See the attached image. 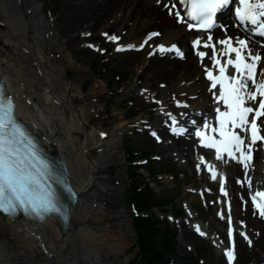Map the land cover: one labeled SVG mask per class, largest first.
<instances>
[{"label": "bare ground", "instance_id": "obj_1", "mask_svg": "<svg viewBox=\"0 0 264 264\" xmlns=\"http://www.w3.org/2000/svg\"><path fill=\"white\" fill-rule=\"evenodd\" d=\"M33 3L0 0V81L14 102L17 118L61 164L59 171L73 186L76 197L69 204L63 226L51 217L28 220L0 215V264L125 263L119 257L133 233L124 219L125 212L113 210L117 188L107 184L106 171L122 162L117 138L127 130L128 123L119 120L106 128L107 120L102 116L109 100L101 96L106 85L100 79L88 81V60L103 43L110 41L116 47L142 46L140 53L145 58L131 59L134 71L121 94L124 99L148 101L147 106L155 103L150 131H169L168 139H163V132L159 133L163 146H170V154L178 162L184 161L198 171L204 183L200 192L207 186L211 188L216 210L213 219L225 224L227 230L231 216L232 238L239 250L238 254L233 253L234 264H245L238 262V245L248 250L255 264H264V219L249 203L254 192L264 191V141L257 140L252 145L251 160L247 169H242L226 153L217 160L215 150L202 147L196 132H192L195 125L214 135L211 127L216 126V108L224 110L222 103L217 104L214 99L219 88L210 91V81L206 79V69L218 75L211 59L213 49L203 47L208 36L218 52L223 50L220 40L230 37L235 46L236 39H244L248 49L262 58L258 72L264 69V37H250L230 17L223 20L224 30L199 33L189 28L178 0H67V6H74L73 15L82 20L83 27L61 40L54 30L59 16L51 21L39 19L38 7ZM179 27L185 29L178 30ZM154 32L158 35L146 47V37ZM196 39L201 46L194 49ZM87 43L92 45L90 50ZM172 45L180 49L183 58L174 52L158 51L160 46ZM197 52H204L205 57L201 59ZM219 59L223 63L226 57ZM69 71L75 74L70 81L65 79ZM233 71L229 68L228 74ZM170 117L175 118V125ZM205 123L208 129H204ZM178 126L189 127V132L171 134L170 130ZM259 128V134L264 136V120ZM212 169L216 172L215 180ZM241 176L246 179L238 182L237 177ZM194 215L187 211L188 218ZM191 227H199L204 236L210 235L201 222L196 221ZM213 247L225 253L230 246L223 248L214 240Z\"/></svg>", "mask_w": 264, "mask_h": 264}, {"label": "snow or ice", "instance_id": "obj_2", "mask_svg": "<svg viewBox=\"0 0 264 264\" xmlns=\"http://www.w3.org/2000/svg\"><path fill=\"white\" fill-rule=\"evenodd\" d=\"M182 2L190 5L188 18L196 22L199 30L206 31L214 27L213 17L220 9L228 6L230 0H182ZM238 3L236 19L241 24L253 26L255 31L264 36V0H238ZM192 27L193 25L189 24V28ZM156 35L158 33H152L148 38ZM211 41L212 37L208 36V43H204L203 47L213 49L211 59L218 75H214L211 69H206V79L210 81V91L219 88V93L214 99L217 104L222 103L224 110L216 108V126L211 127V133L214 135H208L203 130H197L195 135L202 147L215 150L217 160H221L222 153H226L228 158L236 160L247 169L251 160L252 145L257 140L264 141V136L259 134L260 128L257 123L259 119L264 118V69L257 71L262 58L248 49L244 39H236L235 46L231 39L220 40L218 43L223 46L220 52L214 48ZM199 46L201 41L194 40L193 48ZM158 51L174 52L177 57L183 58V53L175 45L168 48L160 46ZM196 54L201 59L205 57L204 52ZM219 56L226 57L223 63ZM229 68L234 70L231 74H228ZM249 103L254 106H248ZM170 119L175 125V118ZM208 128L209 125L205 123L204 129ZM183 131L180 129L181 133ZM211 176L212 179H216L214 169L211 170ZM49 180H56L49 164L41 157L37 144L17 122L11 99L5 98L0 92V212L14 216L20 210L25 215H33L40 220L51 214H61L58 196ZM56 182L60 183L58 180ZM66 191L74 198L70 188ZM221 192L224 193L222 180ZM250 198L253 208L261 218H264V191H256ZM228 223V236L231 241L230 215ZM196 230L200 232L199 227ZM200 234L204 235L203 232ZM240 235L248 240L243 232ZM225 256L228 264H232L233 251L226 250Z\"/></svg>", "mask_w": 264, "mask_h": 264}, {"label": "rangeland", "instance_id": "obj_3", "mask_svg": "<svg viewBox=\"0 0 264 264\" xmlns=\"http://www.w3.org/2000/svg\"><path fill=\"white\" fill-rule=\"evenodd\" d=\"M33 2V6L38 7L39 19L51 21L59 16L54 30L61 40L82 29V20L73 15L75 8L71 5L67 6V0H33ZM184 29L185 27L178 28V30ZM187 41L190 42V38ZM88 45L91 46V44L87 43V49ZM148 45L146 44V47ZM140 52H117L115 43L110 41V43H103L87 62L91 66L88 81L100 79L106 85L105 93L101 94L107 101L109 100L106 102V113L102 116L107 120L106 128H111L119 120L128 123L127 130L117 138L122 162L106 171L107 184L117 188L113 210L125 212L124 219L128 222L133 233L129 236L130 239H127V247L120 255L119 260H125L124 264H132L134 258H137L138 247L132 228V209L127 197L130 173L136 169L139 179L143 183H147L155 197L164 205L152 211L160 222L168 224L169 228L173 229L171 231L176 233L174 239L177 251L176 264H179L180 258L190 259L191 256L194 257L196 263L190 259L189 264H228L225 253H219L213 247L214 240L222 244L223 248L232 245L226 225L213 219L216 210L212 204L214 198L211 196V188L207 186L200 192L202 189L200 187L204 183L201 181L198 171L189 167L184 161L178 162L174 154L173 156L170 154V146H163L164 143H162L159 133L163 132L165 134L163 139H168L167 130L161 128L159 131H153V133L156 132L153 135L150 134L152 131L149 126L154 119L155 103L152 106H147L146 102L148 101L139 98L124 99L121 94V90L125 88L134 71L130 66L131 59L145 58V54ZM73 75L75 76L74 72L69 71L66 73L65 79L70 81ZM173 111L175 112V110ZM183 115L186 113L184 112ZM263 120L264 118H261L259 125H262ZM128 151L134 153L136 159L134 165L137 168L132 169L127 165L125 153ZM237 178V181L244 179L243 176ZM181 208L183 212L180 214ZM188 210L194 212L195 215L192 218L187 217ZM178 213L181 217H176ZM196 221L206 225L210 232L209 236H200L199 233L202 231L198 232L191 227L192 223ZM238 247L241 249L238 262L253 264L252 257L248 256V250L242 249L240 245ZM233 249L237 251V254L239 253L235 244ZM199 257L204 259L201 261L199 259L200 262H198Z\"/></svg>", "mask_w": 264, "mask_h": 264}, {"label": "trees", "instance_id": "obj_4", "mask_svg": "<svg viewBox=\"0 0 264 264\" xmlns=\"http://www.w3.org/2000/svg\"><path fill=\"white\" fill-rule=\"evenodd\" d=\"M128 156V160L132 162L134 157L131 151H128ZM130 177L127 197L136 213L150 212L153 206L163 205L139 179L136 169L130 173ZM132 224L138 245V256L132 264H168L169 260L177 257L174 243L176 233L169 230L168 226H163L153 215L133 216ZM190 259L196 263L194 257ZM190 259H182L180 264H189Z\"/></svg>", "mask_w": 264, "mask_h": 264}]
</instances>
